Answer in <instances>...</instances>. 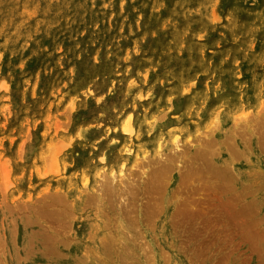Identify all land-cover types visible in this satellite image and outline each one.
<instances>
[{
	"label": "rangeland",
	"instance_id": "374dc122",
	"mask_svg": "<svg viewBox=\"0 0 264 264\" xmlns=\"http://www.w3.org/2000/svg\"><path fill=\"white\" fill-rule=\"evenodd\" d=\"M0 264H264V0H0Z\"/></svg>",
	"mask_w": 264,
	"mask_h": 264
},
{
	"label": "bare ground",
	"instance_id": "6f19581e",
	"mask_svg": "<svg viewBox=\"0 0 264 264\" xmlns=\"http://www.w3.org/2000/svg\"><path fill=\"white\" fill-rule=\"evenodd\" d=\"M224 97V96H223ZM228 97H229V95H228ZM222 98V97H221ZM196 99H198V98H196ZM224 99V98H223ZM200 100H202V99H200ZM225 100V99H224ZM200 110V109H199ZM198 115V114H197ZM174 119V118H173ZM173 121V120H172ZM125 125L123 126V133L125 134V135H129V137H130V135H132L133 134V132H134V127H133V123H132V120L130 121V117L128 118V120H126V123H124ZM137 127H138V129H140V127H139V125H137ZM175 142V141H174ZM175 145H176V143H175ZM204 147V146H203ZM159 149V148H158ZM208 151V150H207ZM103 159V158H102ZM162 164V163H161ZM123 168V167H122ZM122 172V171H121ZM120 172V173H121ZM113 174V173H112ZM122 175V174H121ZM113 180V179H112ZM120 180V179H119Z\"/></svg>",
	"mask_w": 264,
	"mask_h": 264
}]
</instances>
